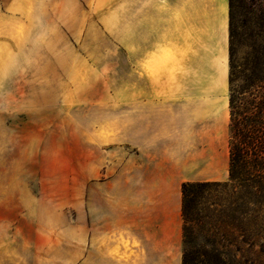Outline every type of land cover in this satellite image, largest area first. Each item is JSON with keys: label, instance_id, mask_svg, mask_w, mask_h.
Masks as SVG:
<instances>
[{"label": "crops", "instance_id": "0c3cea01", "mask_svg": "<svg viewBox=\"0 0 264 264\" xmlns=\"http://www.w3.org/2000/svg\"><path fill=\"white\" fill-rule=\"evenodd\" d=\"M125 3V33L115 25L106 34L127 39L125 83L119 81L125 92L117 83L106 93L96 82L73 91L79 117L94 119L82 128L94 130L96 150H108L110 163L101 173L46 179L38 194L0 172V264L7 261L1 240L8 223L18 239L16 263L29 252L33 264H182L183 183L219 182L228 174L229 0ZM52 4L30 0L29 13L19 4L18 13L6 15L4 72L11 70L9 50L40 53L32 46L41 32L70 37L85 30L86 21L66 13V4L62 15ZM44 61L0 79L15 87L16 106L33 117L54 115V63ZM62 95L70 101L72 90Z\"/></svg>", "mask_w": 264, "mask_h": 264}, {"label": "rangeland", "instance_id": "374dc122", "mask_svg": "<svg viewBox=\"0 0 264 264\" xmlns=\"http://www.w3.org/2000/svg\"><path fill=\"white\" fill-rule=\"evenodd\" d=\"M62 3L66 4V13L71 17L81 16L86 21L85 30L82 28L79 35L70 37L63 34L60 36L55 29L41 32L32 46L40 53L33 54L29 50L24 54L14 55L13 50H9V71L4 72L6 64L0 59V79L12 76L15 68L30 70L31 67H41L47 58L54 63L53 76L57 92L54 115L51 117H33L21 105L16 106L13 95L15 87L0 82V172L8 177L22 179L24 191L28 188L34 194H38V188L42 184H49L44 181L46 179H66L85 172L101 173L104 163H110L108 150L102 151L100 147L96 150L94 130L85 133L82 128L85 124L94 125V119L79 117V103L73 99L76 96L73 91L79 88L77 85L103 83V90L108 93L119 83V92H125V85L121 84L125 83L126 78L127 39L106 36L115 25H119L125 33V0H53L49 9L55 15H62ZM230 3L232 63L238 71V66L245 63L253 49L264 52V0H230ZM19 4L30 12V0H0V26L6 15L18 13L16 8ZM39 8L45 6L40 5ZM4 42L0 35V57L4 54ZM64 82L70 85H63ZM65 88L72 90L70 101L63 99L62 92ZM36 178L40 182H36ZM228 181L227 174L219 182ZM205 196L212 200L221 197L220 193L214 191ZM69 214L73 216L72 213ZM201 214L210 218L211 222L217 219L215 207L209 204L202 207ZM204 235L207 236L200 234L195 228L189 238L203 244ZM16 240L14 225L8 223L1 240L6 243L7 261L4 264H33L29 252L24 254L25 261H13ZM260 242L240 264H264V252L259 251ZM28 249L30 245L23 239V251L27 252Z\"/></svg>", "mask_w": 264, "mask_h": 264}, {"label": "trees", "instance_id": "16d2710c", "mask_svg": "<svg viewBox=\"0 0 264 264\" xmlns=\"http://www.w3.org/2000/svg\"><path fill=\"white\" fill-rule=\"evenodd\" d=\"M229 4V181L183 183L182 264H240L259 241L264 252V52L253 49L237 71ZM211 191L221 197L205 196ZM207 204L215 207L212 222L201 214ZM195 228L207 235L203 244L189 238Z\"/></svg>", "mask_w": 264, "mask_h": 264}]
</instances>
